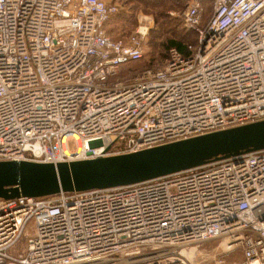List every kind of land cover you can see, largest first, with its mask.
<instances>
[{
  "label": "built area",
  "instance_id": "built-area-1",
  "mask_svg": "<svg viewBox=\"0 0 264 264\" xmlns=\"http://www.w3.org/2000/svg\"><path fill=\"white\" fill-rule=\"evenodd\" d=\"M117 10L0 0V160L95 158L264 118V0H187L189 54L171 46L163 66L125 78L114 76L142 57L151 18L114 36ZM216 238L213 264L238 248L239 264H264V147L125 184L0 196V264H197Z\"/></svg>",
  "mask_w": 264,
  "mask_h": 264
},
{
  "label": "water",
  "instance_id": "water-1",
  "mask_svg": "<svg viewBox=\"0 0 264 264\" xmlns=\"http://www.w3.org/2000/svg\"><path fill=\"white\" fill-rule=\"evenodd\" d=\"M264 147V118L136 151L71 161L0 160V196L130 183Z\"/></svg>",
  "mask_w": 264,
  "mask_h": 264
},
{
  "label": "rangeland",
  "instance_id": "rangeland-1",
  "mask_svg": "<svg viewBox=\"0 0 264 264\" xmlns=\"http://www.w3.org/2000/svg\"><path fill=\"white\" fill-rule=\"evenodd\" d=\"M118 4L117 12L112 16L109 26L113 25V33H130L139 23V18L142 14L150 16L147 34L144 38V51L142 58L136 62L129 61L120 65L114 78H125L132 76L144 67L158 68L163 66L166 58L162 56L163 45L165 38L177 36L180 32H190L192 28L187 27L182 20L181 11L186 3L179 6L175 0L174 6L170 0H149L144 5L143 0H110ZM172 4V5H171ZM150 8V9H149ZM161 8L165 10L168 19L176 20L173 28H167L156 22V18H160ZM163 15V13H162ZM159 26H161L162 35L159 36ZM195 31V30H194ZM193 32V31H192ZM191 42H195L196 33L189 36ZM164 40V41H163ZM189 42V41H188ZM136 62V63H135ZM72 146V145H71ZM27 230L31 231V227L27 226ZM222 238L205 240L199 244L200 252L197 254V264H213V256L222 254L224 251L221 247H217V243ZM242 259L241 250L238 248L235 251L228 253L226 257V264H239Z\"/></svg>",
  "mask_w": 264,
  "mask_h": 264
},
{
  "label": "trees",
  "instance_id": "trees-1",
  "mask_svg": "<svg viewBox=\"0 0 264 264\" xmlns=\"http://www.w3.org/2000/svg\"><path fill=\"white\" fill-rule=\"evenodd\" d=\"M172 3H173V5L174 6H177V5H175L174 4V2H175V0H170ZM143 2H144V5H146V2H149V0H143ZM187 2V0H177V3H179V6H182L184 3H186ZM209 3V0H205V4H208ZM172 5V4H171ZM150 9V8H149ZM166 10V9H165ZM165 10H163L162 8H161V10H160V16H158V17H160V18H156V22L158 23V24H160V25H162L163 24V26H165V27H167V28H173L174 27V25L177 23L176 22V20H174V19H168L167 18V16H166V14H165ZM162 13H163V15H162ZM112 28H114L113 27V25L111 26ZM110 26H109V23H108V28L112 31V28H111ZM159 28V36L160 35H162V33H161V26H159L158 27ZM193 31V32H192ZM192 31H191V29H190V32H180V33H178L177 34V36H173V37H168V38H165V43H164V45H163V51H162V56L163 57H165V58H167V55H168V48L169 47H171V46H175L179 51H181L183 54H189V52H190V50L188 49V43H191V40H190V38H189V36L190 35H193V33H194V35H195V31L192 29ZM112 34L114 35V36H119V35H126V34H128V33H126V34H124V33H113L112 32ZM196 40V39H195ZM164 41V40H163ZM189 41V42H188ZM143 56V55H142ZM142 57H140L139 59H137L136 60V62H138L140 59H141ZM135 62V63H136ZM154 68V67H153Z\"/></svg>",
  "mask_w": 264,
  "mask_h": 264
},
{
  "label": "bare ground",
  "instance_id": "bare-ground-1",
  "mask_svg": "<svg viewBox=\"0 0 264 264\" xmlns=\"http://www.w3.org/2000/svg\"><path fill=\"white\" fill-rule=\"evenodd\" d=\"M79 146H80V141H78L77 142V148L79 149ZM64 150L66 151V152H68V149H67V147H66V145H64ZM193 253H191V255H192Z\"/></svg>",
  "mask_w": 264,
  "mask_h": 264
}]
</instances>
